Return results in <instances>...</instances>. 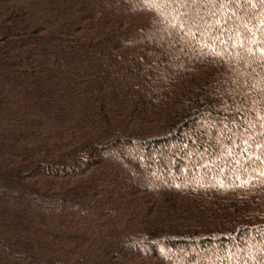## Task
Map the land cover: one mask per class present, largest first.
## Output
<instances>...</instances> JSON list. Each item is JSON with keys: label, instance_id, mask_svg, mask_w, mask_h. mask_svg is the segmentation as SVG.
<instances>
[{"label": "trees", "instance_id": "1", "mask_svg": "<svg viewBox=\"0 0 264 264\" xmlns=\"http://www.w3.org/2000/svg\"><path fill=\"white\" fill-rule=\"evenodd\" d=\"M0 264H264V0H0Z\"/></svg>", "mask_w": 264, "mask_h": 264}]
</instances>
